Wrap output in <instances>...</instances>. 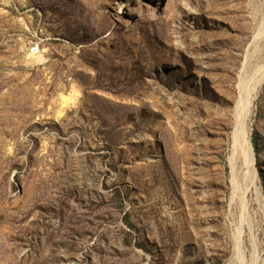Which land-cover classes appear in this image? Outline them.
I'll use <instances>...</instances> for the list:
<instances>
[{
	"label": "rangeland",
	"instance_id": "obj_1",
	"mask_svg": "<svg viewBox=\"0 0 264 264\" xmlns=\"http://www.w3.org/2000/svg\"><path fill=\"white\" fill-rule=\"evenodd\" d=\"M263 64L264 0H0V264H264Z\"/></svg>",
	"mask_w": 264,
	"mask_h": 264
},
{
	"label": "bare ground",
	"instance_id": "obj_2",
	"mask_svg": "<svg viewBox=\"0 0 264 264\" xmlns=\"http://www.w3.org/2000/svg\"><path fill=\"white\" fill-rule=\"evenodd\" d=\"M253 75L254 76L252 78L256 79L255 82L251 81L249 85L247 83L248 86H246L245 88L242 86L240 87V99L236 105V117L238 119L237 120L238 127L236 126L237 128L234 134V147H235V150L237 151L236 161L238 159H244L246 166L250 164V159H251L250 153H249L250 140H249L248 134L245 131H243L242 127H241L242 130H241L240 123L243 119L248 118L251 112V107L253 105V99H254V93L257 91L258 86L264 80V66L258 68L257 71ZM241 84H243V82ZM247 139L249 142L247 141ZM239 260H240L239 256H235L233 258L234 262H239ZM240 263L245 264L243 261H240Z\"/></svg>",
	"mask_w": 264,
	"mask_h": 264
},
{
	"label": "trees",
	"instance_id": "obj_3",
	"mask_svg": "<svg viewBox=\"0 0 264 264\" xmlns=\"http://www.w3.org/2000/svg\"><path fill=\"white\" fill-rule=\"evenodd\" d=\"M256 143V142H255Z\"/></svg>",
	"mask_w": 264,
	"mask_h": 264
}]
</instances>
